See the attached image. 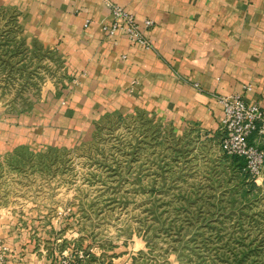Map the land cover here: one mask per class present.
<instances>
[{
  "label": "rangeland",
  "instance_id": "1",
  "mask_svg": "<svg viewBox=\"0 0 264 264\" xmlns=\"http://www.w3.org/2000/svg\"><path fill=\"white\" fill-rule=\"evenodd\" d=\"M121 100L100 109L0 0V219L61 238L55 264H264V167L241 176L218 140Z\"/></svg>",
  "mask_w": 264,
  "mask_h": 264
},
{
  "label": "crops",
  "instance_id": "2",
  "mask_svg": "<svg viewBox=\"0 0 264 264\" xmlns=\"http://www.w3.org/2000/svg\"><path fill=\"white\" fill-rule=\"evenodd\" d=\"M7 1L23 11L82 90L103 100L100 109L125 99L218 142L220 96L241 93L264 112V0ZM106 1L125 8L140 24L152 21L142 27L150 48L124 32L108 35L102 29L112 21ZM256 140L264 148V138ZM12 218L0 219L6 264H55L53 241L61 238L30 217ZM121 258L116 264L129 263Z\"/></svg>",
  "mask_w": 264,
  "mask_h": 264
},
{
  "label": "built area",
  "instance_id": "3",
  "mask_svg": "<svg viewBox=\"0 0 264 264\" xmlns=\"http://www.w3.org/2000/svg\"><path fill=\"white\" fill-rule=\"evenodd\" d=\"M106 5L109 7L112 21L108 25H102V29L108 35L124 32L132 42L150 48L142 27H150L151 20L146 19L140 24L132 13L120 5L109 1H106ZM218 100L223 110L219 140L221 151L226 155L243 158L244 172L252 178H260L264 167V148L256 139L264 138V112L258 103L246 102L241 93L220 96ZM76 254L75 258L71 254L61 253L56 264H79L75 260L82 261V251ZM0 264H6L2 250H0Z\"/></svg>",
  "mask_w": 264,
  "mask_h": 264
},
{
  "label": "trees",
  "instance_id": "4",
  "mask_svg": "<svg viewBox=\"0 0 264 264\" xmlns=\"http://www.w3.org/2000/svg\"><path fill=\"white\" fill-rule=\"evenodd\" d=\"M217 162H221L224 165L227 164V162L231 163V165L233 167H235V169H238V172L241 176H245V177H249V174L244 172V167H245V161L243 158L235 156V155H226V154H222V157L217 159ZM235 259L237 262H241V260H244V258H240L235 256Z\"/></svg>",
  "mask_w": 264,
  "mask_h": 264
}]
</instances>
